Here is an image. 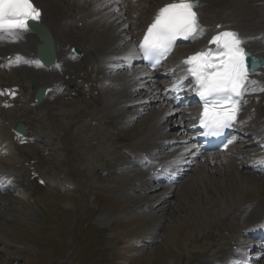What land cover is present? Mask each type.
I'll use <instances>...</instances> for the list:
<instances>
[{"label":"bare ground","instance_id":"obj_1","mask_svg":"<svg viewBox=\"0 0 264 264\" xmlns=\"http://www.w3.org/2000/svg\"><path fill=\"white\" fill-rule=\"evenodd\" d=\"M34 2L42 10L40 22L48 27L54 39L56 62L48 69L42 66L34 69L33 63L26 62L25 55L29 56L28 61L35 60L39 65L35 59V48L41 42L34 34L26 35L24 41L8 46L5 49L7 52L0 55H4V59L9 53L21 52L24 55H17L11 63L26 65L21 66V69L15 68L6 73L7 70L4 67L9 64L0 59V90L2 87L6 90L17 88L20 94L18 99L25 98L22 102L23 111L28 115L33 109H38L42 105L47 106V109L48 105L54 109L55 106L52 104L55 102L64 106L68 103L69 97H73L70 93L72 91L67 87L71 84L78 85L76 82L80 81L82 84L78 89L79 97L83 96L86 99L88 96L86 89H89L91 93L97 95V98L95 100L87 98L89 101L84 102V107L82 104H75L71 108V113L67 111V113H60L61 110L56 113L50 108L48 109L50 118H57V115L61 117L64 114L70 118H76V113L81 115L90 109L88 111L90 122H83L82 127H94L93 141L99 135L102 136L104 143L102 142L101 145L106 147V143L112 144L116 153H119L115 155L116 160L127 161L125 163L127 168L134 167V171L127 175V179L136 185L137 200L141 204L139 207L153 211L149 216L155 218L163 212L162 214L165 215L168 213L166 216L168 219L170 213H175L177 208L183 209V206L187 205L185 203L191 199L190 195L194 198L201 187L208 191L214 189L217 193H222L224 189L237 188L238 195L224 201L216 216L225 217L229 221L230 225L227 226L232 235L237 232H256L260 219L264 217V190H262L264 189L262 188L264 187L262 158L264 150L261 147H255L252 141H249L244 146H234L233 150L236 153L231 150L223 156H205L203 161L199 163L196 161V165L182 172L176 181L167 182L166 176L171 171H179L178 166L184 167L182 163L186 164L189 160L186 158L189 157L191 151L183 145L182 136L184 132L182 124L186 123L184 120L188 117V113H177L178 110L173 108L160 94L162 84L143 77L141 67L135 66L137 68L130 72L124 71L129 62L123 57L128 55L129 50L135 46L133 38L140 36V29L149 21L155 9L173 0H138L134 4L122 1V10L118 11H115L119 8L116 0H34ZM197 12L200 24L206 32V35L199 38L197 42L216 31H237L240 33V38L246 41L244 47L254 55L264 58V0H199ZM220 12H227L230 16L237 15V17L221 19L217 16ZM217 25L221 27L218 28ZM196 47V45L179 47L176 54L185 55L194 52L197 50ZM74 48L80 50L79 57L72 55ZM119 64H121L120 68L117 67ZM14 73L26 77L30 74L31 77L26 78V81L23 80L20 85L17 81H12L11 77ZM63 78L65 80H62ZM252 78L264 83V66ZM59 80H62L63 84V81L69 84H64L66 88L62 89L63 98L56 95L51 96L58 91ZM28 83L36 86H49L50 89L42 103L38 105L34 103L36 106H31L32 108L27 105L28 102H34L33 93L28 90ZM53 88L56 89L53 90ZM246 98L249 101L244 106L239 125H247L245 130L250 138L264 140V92H253ZM0 113H2L1 106ZM0 118H2L1 115ZM133 121L136 122L134 126H129V123ZM14 123L3 125L4 131L0 132L1 153L6 152L9 156L18 153V151L14 152L16 142L8 133ZM0 126H2L1 119ZM129 132L134 134L130 135ZM172 132L178 133V136L175 134L177 137L174 140L168 137ZM163 152L167 154L161 155ZM7 154H0V157H5ZM3 158H0L1 161ZM13 163L15 165L16 162ZM158 165L164 167L156 171ZM163 172H165L164 175ZM235 173L238 174L237 177ZM244 173L251 181L244 180ZM6 174L12 175L16 182L23 176V173L12 169L1 170L0 187L7 188L13 181ZM222 175L227 180L220 179ZM182 178H185V181L183 184H178ZM236 179L239 180L238 183H235ZM257 186L259 187L257 195L250 198V189H255ZM159 189L162 191L155 194ZM162 202L165 203L161 204ZM193 202L195 203V200ZM216 202L211 205L217 207ZM163 237L164 235L161 236V240L159 237L150 242L161 243ZM234 244L235 248H233ZM244 244L242 239L237 238V241L231 240L216 249L211 248L208 258L206 257L202 264H253L251 260L255 261L264 255V249H259L255 245L258 250L254 251L257 254L250 256L251 251L244 250Z\"/></svg>","mask_w":264,"mask_h":264},{"label":"rangeland","instance_id":"obj_2","mask_svg":"<svg viewBox=\"0 0 264 264\" xmlns=\"http://www.w3.org/2000/svg\"><path fill=\"white\" fill-rule=\"evenodd\" d=\"M217 16L237 17L227 12ZM30 77L14 73L11 79L21 85ZM76 83L79 97L82 83ZM87 98L69 100L64 106L55 102L54 109L50 105L48 109L71 113L75 104L84 107ZM20 106L14 103L3 114L7 122L21 119L29 131L25 143L19 146L20 170L26 172L25 180L14 191L0 193V264H202L211 248L216 249L229 239L237 241L234 236L229 238V231L224 228V221H229L216 216L224 201L238 195L237 188L217 193L201 187L195 199L190 195L192 202H186L183 209L177 208L168 219V213L163 212L153 218L149 216L153 211L139 207L136 185L127 179L133 170L125 166V161L116 160L119 153L112 144L101 145L102 136L93 141L94 127H82L83 122H90V109L81 115L76 113V118L65 114L50 118L45 106L25 113L27 116L21 115ZM13 162L4 157L0 167L14 165ZM110 164L117 166L116 174L107 172V168H112ZM222 178L227 180L223 175ZM244 180L251 181L245 173ZM258 189H250V198L257 195ZM212 201H217L218 208L211 205ZM162 235L163 242H150L159 237L161 240ZM263 261L264 257L255 264Z\"/></svg>","mask_w":264,"mask_h":264},{"label":"snow or ice","instance_id":"obj_3","mask_svg":"<svg viewBox=\"0 0 264 264\" xmlns=\"http://www.w3.org/2000/svg\"><path fill=\"white\" fill-rule=\"evenodd\" d=\"M198 7L199 0H173L158 9L138 43L139 53L153 68L167 56L177 38L195 39L203 35L205 30L195 10ZM41 15L34 0H0V41L19 39L30 30L29 22H39ZM245 43L234 31H219L209 40L214 48L201 49L183 61L203 102L199 120L207 135H219L233 127L242 105L247 103L245 96L264 92V83L252 78L257 72L256 62H249ZM136 55L134 46L123 59L130 61ZM178 86L173 85L172 90Z\"/></svg>","mask_w":264,"mask_h":264},{"label":"water","instance_id":"obj_4","mask_svg":"<svg viewBox=\"0 0 264 264\" xmlns=\"http://www.w3.org/2000/svg\"><path fill=\"white\" fill-rule=\"evenodd\" d=\"M255 60H259V62H261L260 59H255ZM255 66L257 67L258 64H256ZM42 95H43V89L41 88V89H39V90L37 91V98L40 99V97H41ZM17 129H20V130L23 132V129H22V127H20V125L17 126Z\"/></svg>","mask_w":264,"mask_h":264}]
</instances>
